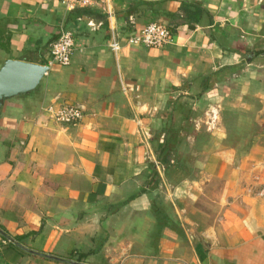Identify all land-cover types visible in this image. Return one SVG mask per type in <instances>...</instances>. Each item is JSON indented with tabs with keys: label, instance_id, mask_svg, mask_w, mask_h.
<instances>
[{
	"label": "crops",
	"instance_id": "0c3cea01",
	"mask_svg": "<svg viewBox=\"0 0 264 264\" xmlns=\"http://www.w3.org/2000/svg\"><path fill=\"white\" fill-rule=\"evenodd\" d=\"M110 6L0 0V67L74 40L69 66L0 103V230L83 264H264V0ZM151 22L169 43L125 45ZM0 264L67 263L0 235Z\"/></svg>",
	"mask_w": 264,
	"mask_h": 264
},
{
	"label": "built area",
	"instance_id": "2783aa9c",
	"mask_svg": "<svg viewBox=\"0 0 264 264\" xmlns=\"http://www.w3.org/2000/svg\"><path fill=\"white\" fill-rule=\"evenodd\" d=\"M67 10L75 8L100 9L108 18L112 17L110 0H58ZM170 42L168 30L160 23L151 22L128 35L125 38V45L141 46L145 48H161ZM110 50L116 54L120 50L119 43L112 39L109 45ZM74 51V40L69 31H60L57 39L49 45L50 61L48 66L57 65L59 67L69 66ZM46 117L61 125H75L82 119V112L73 105H63L55 107L48 105L43 108Z\"/></svg>",
	"mask_w": 264,
	"mask_h": 264
},
{
	"label": "water",
	"instance_id": "95a60500",
	"mask_svg": "<svg viewBox=\"0 0 264 264\" xmlns=\"http://www.w3.org/2000/svg\"><path fill=\"white\" fill-rule=\"evenodd\" d=\"M48 69V66H41L21 61H4L3 65L0 67V103L6 99L28 93L36 89ZM0 235L27 253L43 256L45 258L61 261L67 264H83L34 253L20 246L15 240L6 236L1 230Z\"/></svg>",
	"mask_w": 264,
	"mask_h": 264
},
{
	"label": "rangeland",
	"instance_id": "374dc122",
	"mask_svg": "<svg viewBox=\"0 0 264 264\" xmlns=\"http://www.w3.org/2000/svg\"><path fill=\"white\" fill-rule=\"evenodd\" d=\"M190 144H186L185 146H182L181 147V149H183V150H188V149H190Z\"/></svg>",
	"mask_w": 264,
	"mask_h": 264
},
{
	"label": "trees",
	"instance_id": "16d2710c",
	"mask_svg": "<svg viewBox=\"0 0 264 264\" xmlns=\"http://www.w3.org/2000/svg\"><path fill=\"white\" fill-rule=\"evenodd\" d=\"M34 90H35V89H34ZM30 92H31V91H30ZM28 93H29V92H28ZM25 94H27V93H25ZM161 149H162V147L160 146V147H159V150L161 151Z\"/></svg>",
	"mask_w": 264,
	"mask_h": 264
}]
</instances>
